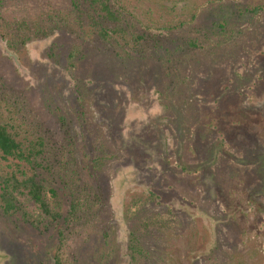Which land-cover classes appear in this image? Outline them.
<instances>
[{
    "label": "rangeland",
    "instance_id": "rangeland-1",
    "mask_svg": "<svg viewBox=\"0 0 264 264\" xmlns=\"http://www.w3.org/2000/svg\"><path fill=\"white\" fill-rule=\"evenodd\" d=\"M110 6L104 43L89 1L1 0L0 96L44 147L0 170L60 217L0 210V264H54L60 233L64 264H264V0Z\"/></svg>",
    "mask_w": 264,
    "mask_h": 264
},
{
    "label": "trees",
    "instance_id": "trees-1",
    "mask_svg": "<svg viewBox=\"0 0 264 264\" xmlns=\"http://www.w3.org/2000/svg\"><path fill=\"white\" fill-rule=\"evenodd\" d=\"M76 1H89L91 7L93 9L95 8L96 17L116 23V27L111 31L105 30L102 27L99 28L97 33L100 41L105 43L109 41L112 36L120 37V35L124 33L123 29L120 27L118 28L121 15L112 9L110 0ZM94 22L95 20L93 23ZM22 30L23 29L19 27V32H21L18 34V38L22 40L23 44H26L29 39ZM121 39H123V36ZM141 39V36H137L134 40L139 41ZM9 49L14 50L13 46H10ZM15 51H17V49H15ZM28 112L30 111L20 114L21 112L16 111L15 105L9 103L5 97L2 98L0 96V159L2 161H16L17 163L34 165L32 158L43 153L44 138L35 135V137L32 138L33 140L28 141L26 136L31 135V137H33L32 133L26 132L25 129L21 127V123H18L21 117L29 115ZM33 134H35V131H33ZM27 141L28 146L24 144L25 142L27 143ZM56 195V190L49 187L44 180L39 179L34 173L30 175L26 171L17 168L14 172L2 174L0 170V210L3 215H12L21 210L23 217L25 219L29 218L27 212L22 210L21 203L18 200V197H26L36 206L42 216L51 219L59 218L60 213L51 208L49 200V196L55 198ZM69 208L68 218L74 222L79 221L78 214L84 211V209L78 197L72 195ZM60 246L62 250L60 256L57 255L55 257L54 264H64L63 260L66 259L65 255H67L65 239L61 233ZM132 250L137 251L135 246H132Z\"/></svg>",
    "mask_w": 264,
    "mask_h": 264
}]
</instances>
